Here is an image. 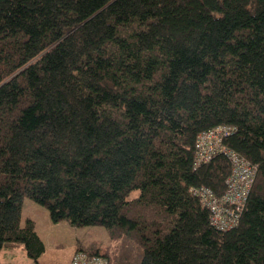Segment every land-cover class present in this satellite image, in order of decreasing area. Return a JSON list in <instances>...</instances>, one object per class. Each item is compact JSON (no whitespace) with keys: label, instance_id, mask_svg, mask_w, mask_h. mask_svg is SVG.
<instances>
[{"label":"trees","instance_id":"16d2710c","mask_svg":"<svg viewBox=\"0 0 264 264\" xmlns=\"http://www.w3.org/2000/svg\"><path fill=\"white\" fill-rule=\"evenodd\" d=\"M218 126L257 168L229 229L197 193L228 188ZM26 197L109 264H264V0H0V252L44 264Z\"/></svg>","mask_w":264,"mask_h":264},{"label":"built area","instance_id":"2783aa9c","mask_svg":"<svg viewBox=\"0 0 264 264\" xmlns=\"http://www.w3.org/2000/svg\"><path fill=\"white\" fill-rule=\"evenodd\" d=\"M230 133L231 127H214L201 133L196 142V157L200 161L208 160L219 152L225 153L231 161L232 173L226 180L228 188L222 197H214L209 188L197 190L201 203L212 211L211 222L221 229H229L239 223L242 206L255 180L257 169L249 159L224 144L223 138ZM68 264H109V259L101 253L79 249Z\"/></svg>","mask_w":264,"mask_h":264},{"label":"rangeland","instance_id":"374dc122","mask_svg":"<svg viewBox=\"0 0 264 264\" xmlns=\"http://www.w3.org/2000/svg\"><path fill=\"white\" fill-rule=\"evenodd\" d=\"M32 218L36 229L42 235L46 251L40 256L44 264L58 263L72 256L78 249L106 252L117 249L118 241L111 237L110 231L103 225H73L62 219L54 222L48 208L26 197L23 203L22 225L27 218ZM1 264H36L28 256L23 244L16 247H4L0 252Z\"/></svg>","mask_w":264,"mask_h":264},{"label":"crops","instance_id":"0c3cea01","mask_svg":"<svg viewBox=\"0 0 264 264\" xmlns=\"http://www.w3.org/2000/svg\"><path fill=\"white\" fill-rule=\"evenodd\" d=\"M38 233H39V231H38ZM40 234V233H39ZM41 235V234H40ZM41 237H42V235H41ZM43 238V237H42ZM68 261H69V258H67V259H65V260H63L62 262H60V263H58L59 261H56L55 263H53V264H67L68 263Z\"/></svg>","mask_w":264,"mask_h":264}]
</instances>
